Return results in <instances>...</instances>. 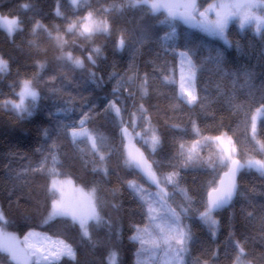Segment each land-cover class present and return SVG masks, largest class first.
<instances>
[{"label":"trees","instance_id":"16d2710c","mask_svg":"<svg viewBox=\"0 0 264 264\" xmlns=\"http://www.w3.org/2000/svg\"><path fill=\"white\" fill-rule=\"evenodd\" d=\"M88 13L106 22L108 31L79 32L76 24ZM0 15L19 25L12 34L0 28V57L7 61V71L0 72V209L6 230L18 236L37 230L74 251L75 259L61 257L53 264H109L112 252L114 264H137L140 246L130 237L137 233L134 225H147V216L128 183L155 188L128 159L123 126L139 133L141 154L172 209L183 211L181 219L191 227L185 264H233L239 249L243 264H264L263 174L243 167L231 203L211 212L215 236L199 219L208 193L227 170L205 138L228 136L243 165L250 158L264 160V111L254 136L250 131L252 117L264 108V29L255 34L231 25L226 45L149 16L130 0H86L78 7L69 0H0ZM68 52L84 67L64 59ZM181 52L194 70L193 104L178 90ZM24 81L37 93L31 116L3 104ZM149 127L158 141L154 149L140 140ZM81 128L94 138V147L79 137ZM173 172L178 175L169 183ZM54 176L94 192L98 221L85 226L87 237L71 216L43 223L56 201ZM0 264L13 263L0 251Z\"/></svg>","mask_w":264,"mask_h":264},{"label":"rangeland","instance_id":"374dc122","mask_svg":"<svg viewBox=\"0 0 264 264\" xmlns=\"http://www.w3.org/2000/svg\"><path fill=\"white\" fill-rule=\"evenodd\" d=\"M69 1L73 6L78 7L82 2L86 0H69ZM145 2L146 0H135L134 4L136 6H140V4H143ZM213 4L215 6V12H214L215 17L214 19H212V21L207 20V22L205 23L206 27L200 30L208 37L218 39L223 43H225L226 45H228L229 41L227 39V30L231 25H236L239 30L248 28L255 34H259L264 29V0H215ZM248 4L255 6L235 7V5H248ZM220 5H223V7H220ZM217 13H219L220 16H226L227 18V25L222 33L212 32L207 30L209 25H211L213 22L219 19ZM86 17L87 19H85ZM12 20H16V19L7 18L0 15V28L5 30L8 34L9 31H8L7 21H12ZM76 26L78 27L79 32L81 29H84L85 26H87L89 29H91V34L106 33L105 31L101 30L104 26H106L108 29V25L106 24V22H102L94 18L92 15L89 16V13L86 14L81 20H79ZM18 28L19 25L17 23L15 26H13L12 32L17 30ZM0 59L4 60L1 57ZM0 69H2L0 70L1 73L3 72L5 73L7 71V67L5 68L2 65H0ZM182 77L185 78L184 81L185 93L190 92L192 96H195L194 70L192 68V64L187 58V56H181L179 53L178 84H177L179 94L180 97L186 103L193 104L194 101H190L189 96L186 95L185 93H182L181 91L180 85L182 82L181 79ZM188 77L192 78L191 86H189L187 83ZM23 84L24 82L20 84L18 90L15 93V97L8 100L11 101L12 103L9 104L3 103V104L4 106L9 107L11 110H13L15 113L19 115L29 116L28 112L29 111L32 112L33 104L36 99H33V97L28 93L32 91L34 92L36 91L28 83L27 91H25V95L21 97L19 94L23 89ZM13 104H19L21 107L15 108L13 107ZM262 112L263 111L259 109L258 111H256V114L251 119L252 125L250 131L253 136L254 133L252 131V126L253 124L257 126L258 119L262 114ZM79 131L82 132L81 135L77 133L79 137L87 138L90 145L94 147L95 145L94 138L88 133V131L85 128H81ZM147 132H148L147 136L143 138L140 137V140L142 144H146L151 149H154L157 145V142L156 143L153 142V135H155V133L150 127L147 129ZM138 137H139V133L134 134L131 131H129L127 133V137L123 138L125 141V147L127 145H133L141 151V148L136 143V139H135ZM220 137L222 138V142H218L212 138H205V140L210 141L214 144L218 152L221 164L229 165L231 162L227 161L226 157L227 155H231L232 159H235L234 144L233 143L231 144L232 141L228 138V136L221 135ZM248 161H251L253 166L252 167L245 166L244 168L252 169L261 174L262 172H264V160H257L250 158L249 160L245 161L244 165H247ZM257 161H259V163H256ZM223 166L226 167L225 165ZM54 183H55V187H53ZM131 183L132 186L129 187L141 202L145 210V213H147L149 207L152 209V212L150 213L152 219H149V216L146 215L147 225L141 228L140 231L135 234L140 238L137 240L140 247H139L136 263L137 264H178V262L175 259V251H174V249L178 247V245H176L175 243V239L174 238L169 239V243L166 244L163 242L161 238L164 235L175 237L177 224H179L180 227L187 225L181 219V215H183L184 212L182 211L179 213L174 209H172L163 188L160 186V183H159V187L155 188L154 190L146 189L142 185H139L135 182H131ZM50 188L51 191H53L54 194L56 195L57 210L62 206H70L74 208L77 213L78 221L81 224V219H83L84 226H86L90 221H98L94 192L92 190L86 191L77 185H73L72 187L70 184L68 183L66 184V182L55 176L51 177L50 179ZM0 211L2 210L0 209ZM60 216L63 215L56 214V210H54L52 207L49 213L47 214V216L45 217L43 223H48L54 218ZM211 221H216L212 213L210 214V218L208 222L204 221L203 223L212 228V233L215 236L217 231V222L213 226L211 224ZM5 225H6V218L3 214V218L0 219V251L3 252L5 255H7L9 260L13 264L47 263L46 261L40 259L39 256L31 254L35 249H40L41 252L45 254H47V252L49 251L56 250L59 253V259L61 257H69L66 254V250L64 248V246L67 244H65L63 241H62L63 244H60L59 242L61 240L52 238L37 230H30L25 235L18 236L6 230ZM161 229H163V231H161ZM30 232L33 233V235L29 236L27 243H25L24 239L26 236H28ZM169 244H171V248L169 247ZM186 254L187 252H184L182 254L181 257L182 264H185ZM242 255H243V251L239 249L238 258L233 264H243L239 260V258ZM13 256H15V258H13ZM58 260H54L53 262H56Z\"/></svg>","mask_w":264,"mask_h":264},{"label":"snow or ice","instance_id":"6c2138e0","mask_svg":"<svg viewBox=\"0 0 264 264\" xmlns=\"http://www.w3.org/2000/svg\"><path fill=\"white\" fill-rule=\"evenodd\" d=\"M254 6L255 5H251V4H248V5H235V7H254ZM22 7L27 9L29 7V5H22ZM152 7L156 8L158 6L157 5H152ZM159 7H168V8H170L172 6L165 4V5H160ZM180 7H183L186 10H188L186 12V16H187L188 19H195L196 14H199V16H201V17L204 16V12H200L199 11V6L197 5L196 0H189L188 3L180 5ZM212 7H213L212 5H209V7H208V9L206 11H211ZM220 7H223V5H220ZM57 14H59V13H57ZM217 15H218L219 19H217L215 22H213L207 28V30L208 31H212V32H220V33H222L224 31L226 25H227V18H226V16H220L219 13H217ZM89 16H91V13H89ZM85 19H87V17ZM17 23L18 22L16 20L7 21L9 34L12 33L13 26H15ZM37 27H41V26L39 24H37ZM73 27L74 26L70 25L69 28L67 29V31L68 32H72ZM101 30H103L105 32L108 31L106 26H104ZM34 31H35V29H34ZM84 32L90 34L91 33V29H89L87 26H85ZM165 39H167V37ZM65 43H66V41H65ZM124 43H125L124 39L121 38L119 40V42H118V45H117L118 50L122 49L124 47ZM93 52L96 53V54H99L100 53V49L99 48H95V49H93ZM180 55L181 56H186L187 53L186 52H181ZM64 59H67L68 61L72 62L78 68H83L84 67L83 61L80 60V59H74L71 52H68L66 54V56L64 57ZM87 59L92 64L96 63V61L93 59L92 55H89L87 57ZM0 65H2L3 67L6 68L7 67V61H4V60L0 59ZM41 67H43V65H41ZM0 70H2V69H0ZM91 75L94 76L95 74L93 73ZM52 78L55 79V77H52ZM181 79H182V82H181V85H180L181 91H182V93H185V83H184L185 78L182 77ZM191 81H192V78L188 77L187 78V83H188L189 86H191ZM28 83H29L28 81H24L23 89H22L21 93L19 94L21 97H23L25 95V91H27V88H28ZM28 94H30L33 97V99L37 98V93L34 92V91L29 92ZM185 94L189 96L190 101H195L196 97L192 96V94L190 92H186ZM130 95H131V93H130ZM9 103H12V102L11 101H7L6 102V104H9ZM13 107L20 108L21 106L19 104H13ZM113 108H114V102H109L108 109H113ZM260 110L264 111V108H262ZM115 111H116L117 114H119L120 109L116 108ZM141 111H146V110L143 109L142 105H141ZM28 115L31 116L32 112L29 111ZM81 123H83V122H81ZM121 123H123V122H121ZM120 131H121V136L126 138L127 137V133H128V129L123 127V126H121ZM252 131L255 134V131H256L255 124H253V126H252ZM212 139H214V140H216L218 142H222V138L219 137V136L214 137ZM153 142L154 143L158 142L155 135H153ZM196 143H199V142L197 141ZM181 147H183V145H181ZM129 156L135 162V165L138 168H141L142 171H145V175L148 178V180L151 183L156 184L158 186L160 181L157 178L156 173L151 172L150 170H144L141 161L135 160V157H132L131 154H129ZM101 159H103V157H101ZM189 159H191V156H189ZM226 160L231 162L232 167H230L229 171L225 173V176H231L232 177V183L230 184V186L228 188H226L224 190H220V189H217V188L214 187V188H212L211 192L208 193L209 199L204 204V207H205L206 210L204 212L200 213V216H199V219L204 220L205 222H208V220L210 218V214H211V212L214 209L221 208L222 206L228 204L231 201L233 193H234V190L236 189L235 176H236L237 171H239L241 168H243L245 166H247V167H252L253 166L251 161H248L247 165H240L239 161L232 159L231 155H227ZM256 163H259V161H257ZM225 166L227 167L228 165L225 164ZM262 174H264V172H262ZM176 175H178V173H176V172L170 173L166 177L167 181L169 183H171L172 180H173V177L176 176ZM220 183L221 184L224 183L223 179L220 180ZM129 186L130 187L132 186L131 182H129ZM53 187H55V183L53 184ZM213 193H216L215 198H213ZM52 206H53V209L56 210V214L63 215V216H71L73 221H75L77 219V213H76L74 208H72L70 206H62V207H60L57 210V201H53V205ZM151 212H152V209L149 207L148 211L146 213V215L149 216V219H152V217L150 215ZM249 215H251V214H249ZM2 218H3V212L0 211V219H2ZM45 222H47V221H45ZM211 224L214 226L216 224V221H211ZM81 228L84 229L83 233H82L83 236L87 237L88 236V232H87V230H86V228L84 226L83 219H81ZM133 230L135 232H139L140 228H139V226H135L134 225L133 226ZM161 231H163V229H161ZM32 235H33V233L30 232L28 234V236L25 237L24 242L27 243V241L29 239V236H32ZM173 238L175 239L176 245H178V247H176L174 249V251H175V259L178 262V264H182V259H181L182 254L184 252L188 251V243L193 239V233L191 231V227L189 225H184L183 227H180L179 224H177L176 236L175 237H170L168 235H164L161 239L163 240L164 243L168 244L169 243V239H173ZM130 239L135 242V241H137L140 238L138 236H136V235H133V236L130 237ZM59 243L63 244L62 241H60ZM169 247L171 248V244H169ZM64 248L66 250V254L69 257L75 259V253L72 251V249L70 247H68L67 245H65ZM31 254L39 256V258L42 259L43 261H46L47 264H53L54 260H58L59 259V253L56 250L49 251V252H47V254H45V253H42L40 249H35ZM115 256H116L115 252H112V253L109 254V264H114V257ZM13 258H15V256H13ZM196 264H199L198 260L196 261Z\"/></svg>","mask_w":264,"mask_h":264},{"label":"water","instance_id":"95a60500","mask_svg":"<svg viewBox=\"0 0 264 264\" xmlns=\"http://www.w3.org/2000/svg\"><path fill=\"white\" fill-rule=\"evenodd\" d=\"M152 5H156L155 3H151L149 4V9L155 13L157 11V7L156 8H153ZM167 18L170 19L171 21H174V22H177L179 23L180 25H182L184 28L186 29H189V30H196L197 28V19H188L187 16H186V12H180V11H177V10H169L167 12ZM82 34H84L85 36H88L89 33H85L84 32V29L81 30ZM119 42V41H118ZM118 49V48H117ZM123 49V48H122ZM122 49H119L118 51H121ZM125 151H126V155L128 157V159L131 161V163L133 164L134 168L136 169V171L146 180V182L154 187V188H158L159 185L157 186L156 184H153L151 183L148 178L146 177L145 175V171H142L141 168H138L136 165H135V162L130 158L129 154H131L132 157H135V160H139L141 161L142 165H143V168L144 170H150L151 172H153L151 170V168L149 167L148 163L146 162V160L144 159L143 155L141 154V151L136 148L135 146L133 145H127L125 147ZM234 160H237V159H234ZM238 161V160H237ZM239 164L240 165H243L240 161H239ZM232 167L231 163L228 165L227 167V170L220 176L217 184H216V187L217 189H220V190H224L226 188H228L230 186V184L232 183V177L231 176H225V173L229 171V168ZM243 168H241L239 171H237L236 173V176H235V184H236V187H237V179H238V174L240 173V171L242 170ZM223 179L224 183L221 184L220 183V180ZM211 192V191H210ZM235 192H236V189L234 190V193H233V196H232V199L231 201L233 200L234 196H235ZM216 196V193H213V198H215ZM209 199V197L207 196V200ZM231 201L222 206L221 208H217V209H214L212 212H216L220 209H223V208H226L228 207V205L231 203Z\"/></svg>","mask_w":264,"mask_h":264},{"label":"flooded vegetation","instance_id":"af4514ba","mask_svg":"<svg viewBox=\"0 0 264 264\" xmlns=\"http://www.w3.org/2000/svg\"><path fill=\"white\" fill-rule=\"evenodd\" d=\"M134 1L135 0H130V2H131L133 7H141L149 16L164 17V18H166L169 21H171L170 19L167 18V12L169 10H177V11H180V12H187L188 10H186L183 7H180V5H183V4L189 2V0H146L145 3L140 4V6H136L134 4ZM214 1L215 0H196L197 5L199 6V11L200 12H204V16L203 17L199 16V14H196V17H195L197 19V28H196V30L200 31L202 28H205L206 27L205 23L207 22V20L208 21H212V19H214V17H215V15H214L215 6L213 4ZM151 3H155L158 6L157 7L158 9H157V11L155 13H153L149 9V4H151ZM165 4L171 5L172 7H170V8H168V7H159L160 5H165ZM209 5L213 6L212 10L211 11H206L208 9ZM171 22H174V21H171Z\"/></svg>","mask_w":264,"mask_h":264}]
</instances>
